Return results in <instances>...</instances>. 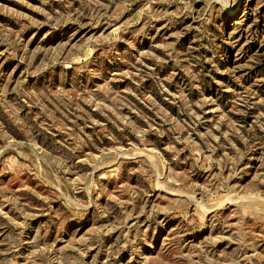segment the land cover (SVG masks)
<instances>
[{
	"label": "rangeland",
	"instance_id": "374dc122",
	"mask_svg": "<svg viewBox=\"0 0 264 264\" xmlns=\"http://www.w3.org/2000/svg\"><path fill=\"white\" fill-rule=\"evenodd\" d=\"M0 264H264V0H0Z\"/></svg>",
	"mask_w": 264,
	"mask_h": 264
}]
</instances>
